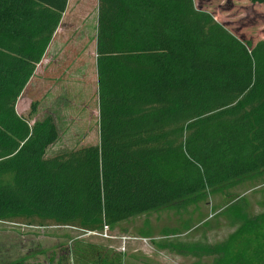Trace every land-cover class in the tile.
Wrapping results in <instances>:
<instances>
[{"label":"trees","instance_id":"1","mask_svg":"<svg viewBox=\"0 0 264 264\" xmlns=\"http://www.w3.org/2000/svg\"><path fill=\"white\" fill-rule=\"evenodd\" d=\"M98 2L100 143L48 158L55 123L30 125L17 103L68 0H0V222L100 232L264 178V39L240 40L194 0ZM225 212L236 229L224 242L164 248L264 264V212ZM87 249V264H123L121 252Z\"/></svg>","mask_w":264,"mask_h":264},{"label":"rangeland","instance_id":"2","mask_svg":"<svg viewBox=\"0 0 264 264\" xmlns=\"http://www.w3.org/2000/svg\"><path fill=\"white\" fill-rule=\"evenodd\" d=\"M240 40L264 39V6L249 0H194ZM98 0H69L59 32L17 103V113L33 125L51 117L59 131L48 158L100 143L97 76ZM36 114L31 118V108ZM264 212V178L245 181L229 192L210 194L187 210L161 209L92 234L73 227L0 222V264H83L95 245L123 255V264H213V258L180 254L166 245H216L236 229L225 212L234 203ZM107 234L109 238L105 236ZM147 240V242H145ZM125 248V251L122 249Z\"/></svg>","mask_w":264,"mask_h":264},{"label":"built area","instance_id":"3","mask_svg":"<svg viewBox=\"0 0 264 264\" xmlns=\"http://www.w3.org/2000/svg\"><path fill=\"white\" fill-rule=\"evenodd\" d=\"M104 231L107 233V232L109 231V229L106 227V228L104 229ZM90 233H92V234H98L97 232H90ZM105 236H106L107 238H109V236H108L107 234H105ZM145 242H147V240H145ZM122 251H125V248H123Z\"/></svg>","mask_w":264,"mask_h":264},{"label":"crops","instance_id":"4","mask_svg":"<svg viewBox=\"0 0 264 264\" xmlns=\"http://www.w3.org/2000/svg\"><path fill=\"white\" fill-rule=\"evenodd\" d=\"M68 4H69V0H68ZM67 8H68V6H67ZM66 10H67V9H66ZM65 12H66V11H65ZM64 14H65V13H64ZM61 23H62V21H61ZM60 26H61V24H60ZM60 26H59V28H60ZM59 28L57 29L55 35L59 32V30H60ZM55 35H54V37H55ZM54 37H53V39H54ZM53 39H52V42H51V44H50L48 50L50 49L51 45L53 44ZM48 50H47V51H48Z\"/></svg>","mask_w":264,"mask_h":264}]
</instances>
